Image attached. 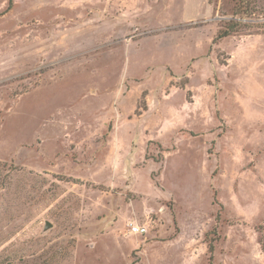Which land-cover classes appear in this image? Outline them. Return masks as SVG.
<instances>
[{
  "label": "rangeland",
  "instance_id": "rangeland-1",
  "mask_svg": "<svg viewBox=\"0 0 264 264\" xmlns=\"http://www.w3.org/2000/svg\"><path fill=\"white\" fill-rule=\"evenodd\" d=\"M233 5L0 0V264H208L207 232L264 264V33L216 39Z\"/></svg>",
  "mask_w": 264,
  "mask_h": 264
},
{
  "label": "trees",
  "instance_id": "trees-1",
  "mask_svg": "<svg viewBox=\"0 0 264 264\" xmlns=\"http://www.w3.org/2000/svg\"><path fill=\"white\" fill-rule=\"evenodd\" d=\"M262 1V0H260ZM258 2V4L260 3ZM234 3L233 7V14L231 15V18L227 21H225L223 27L217 32L216 39H220L232 34H236L238 32H243L245 29H255L256 31H262L264 29V22H259L257 20L258 17L250 18L251 14L260 13L261 17L264 18V10L257 11V8H259L257 5L256 0H232ZM260 9V8H259ZM263 12V13H262ZM258 14V15H260ZM214 232V230L212 231ZM209 235V232L205 234L206 238V245H207V254H208V264H213V249H214V239L207 240ZM260 247L262 252L264 253V244L262 241H259Z\"/></svg>",
  "mask_w": 264,
  "mask_h": 264
},
{
  "label": "built area",
  "instance_id": "built-area-1",
  "mask_svg": "<svg viewBox=\"0 0 264 264\" xmlns=\"http://www.w3.org/2000/svg\"><path fill=\"white\" fill-rule=\"evenodd\" d=\"M146 232V228L143 227V226H139V225H136V226H132L131 227V233L133 234H144Z\"/></svg>",
  "mask_w": 264,
  "mask_h": 264
},
{
  "label": "water",
  "instance_id": "water-1",
  "mask_svg": "<svg viewBox=\"0 0 264 264\" xmlns=\"http://www.w3.org/2000/svg\"><path fill=\"white\" fill-rule=\"evenodd\" d=\"M50 227H51V224L48 221L45 222L44 229L46 230V229H48Z\"/></svg>",
  "mask_w": 264,
  "mask_h": 264
}]
</instances>
